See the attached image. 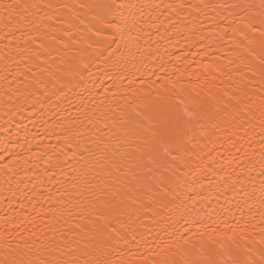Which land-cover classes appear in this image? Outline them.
Masks as SVG:
<instances>
[{"label":"snow or ice","instance_id":"obj_1","mask_svg":"<svg viewBox=\"0 0 264 264\" xmlns=\"http://www.w3.org/2000/svg\"><path fill=\"white\" fill-rule=\"evenodd\" d=\"M23 112L0 264H264V0H0Z\"/></svg>","mask_w":264,"mask_h":264},{"label":"bare ground","instance_id":"obj_2","mask_svg":"<svg viewBox=\"0 0 264 264\" xmlns=\"http://www.w3.org/2000/svg\"><path fill=\"white\" fill-rule=\"evenodd\" d=\"M28 113L27 112H23V113H18L17 116L15 117V119L13 120L12 124L11 125H6L5 122H4V119H0V141L3 140V137L5 135L3 129L5 127H7L8 129V135L9 136H15V132H16V125L18 123L22 122L25 123V124H28L29 127L31 128V124L29 123V120H28ZM37 128H39V125H37ZM37 129H32L33 132H35ZM23 133H21L22 135ZM47 142V141H45Z\"/></svg>","mask_w":264,"mask_h":264}]
</instances>
